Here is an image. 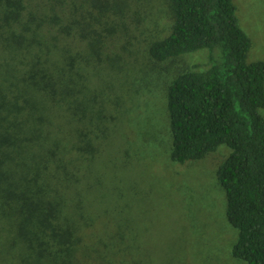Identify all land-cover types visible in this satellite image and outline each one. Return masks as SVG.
Masks as SVG:
<instances>
[{
    "label": "trees",
    "instance_id": "trees-1",
    "mask_svg": "<svg viewBox=\"0 0 264 264\" xmlns=\"http://www.w3.org/2000/svg\"><path fill=\"white\" fill-rule=\"evenodd\" d=\"M110 8L108 0H0V35L10 31L24 56L19 70L0 74V245L20 264H113L129 252L85 235L109 182L96 166L115 118L102 88L119 60L104 50L117 17ZM167 9L170 33L147 45L148 57L206 51L167 85L170 160L230 148L215 176L237 230L231 252L264 264V61L247 62L251 39L233 0H167Z\"/></svg>",
    "mask_w": 264,
    "mask_h": 264
},
{
    "label": "rangeland",
    "instance_id": "rangeland-1",
    "mask_svg": "<svg viewBox=\"0 0 264 264\" xmlns=\"http://www.w3.org/2000/svg\"><path fill=\"white\" fill-rule=\"evenodd\" d=\"M108 2L117 17L108 20L114 30L104 50L119 60L118 69L102 75L112 82L102 88L115 118L107 119L109 136L96 166L109 182L96 200L99 216L87 229L86 242L101 249L110 242L127 245L129 252L113 264H247L232 255L237 230L227 221L225 193L215 176L230 148L222 144L183 164L169 157L167 85L179 70L206 61V51L155 63L146 49L170 33L167 0ZM233 2L238 22L251 39L247 62L264 61V0ZM11 34L5 29L0 35V74L6 69L16 72L22 65L23 53L11 47L20 46L11 42ZM260 113L264 117L263 109ZM118 223H123V231ZM8 249L0 245V264H20L5 255Z\"/></svg>",
    "mask_w": 264,
    "mask_h": 264
}]
</instances>
